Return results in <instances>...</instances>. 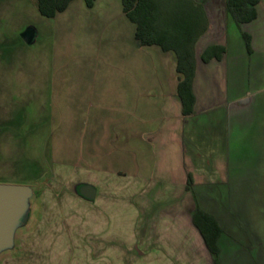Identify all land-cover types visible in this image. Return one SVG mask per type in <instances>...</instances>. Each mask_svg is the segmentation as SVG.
<instances>
[{
	"label": "rangeland",
	"instance_id": "rangeland-1",
	"mask_svg": "<svg viewBox=\"0 0 264 264\" xmlns=\"http://www.w3.org/2000/svg\"><path fill=\"white\" fill-rule=\"evenodd\" d=\"M0 3L18 9L0 15L9 46L20 27L39 25L36 16L50 21L40 15L35 0ZM121 5V0H97V8L117 9L120 18L114 21V13L112 20L103 16V42L112 45L103 49V57L95 56V39H88L85 69L81 68L88 82L100 74L117 77L130 71V33L121 20ZM85 6L83 0L74 2L77 11L89 10ZM65 42L62 51L78 54V29L71 30ZM59 49L25 52L14 47L12 52L23 60L24 86L3 116L22 123L24 133L22 146H8L0 154V184L28 182L33 195L12 247L0 253V264H214L192 223L197 198L225 226L223 264H264V142L233 152L229 174L223 159L213 160V167H201L200 160L178 158L169 133L173 110L166 111L167 136L144 144L142 129L148 132L156 120L140 106L134 126L141 132L130 143L129 90L120 88L114 109L107 111L88 109L91 101L84 111L75 94H54L53 78L61 69ZM159 58L150 50L142 58L136 56L135 63L156 69ZM165 64L169 67V60ZM31 80L32 92L26 87ZM87 93V100L100 98L96 88ZM36 168L38 174L28 175ZM189 171L196 182L191 192L185 188ZM86 184L98 190L96 200L79 195L78 189Z\"/></svg>",
	"mask_w": 264,
	"mask_h": 264
},
{
	"label": "crops",
	"instance_id": "crops-1",
	"mask_svg": "<svg viewBox=\"0 0 264 264\" xmlns=\"http://www.w3.org/2000/svg\"><path fill=\"white\" fill-rule=\"evenodd\" d=\"M193 1L203 6L208 19V29L196 43V73L193 83L196 104L194 113L190 116L183 115L182 103L178 98L180 74L177 71L176 54L164 52L159 46H139L135 38L137 26L127 18L123 7L121 20L126 28H129L130 33V71L119 73L117 77L112 73L106 77L100 74L95 81L90 82L83 71L87 60L88 39H95V56L103 57V49L112 47L111 43L107 45L103 42L107 37L101 28L103 16L108 15L112 20L111 16L114 13V21H117L120 18L117 9L106 8L103 12L102 9L97 8L96 1L94 7H87L89 10L79 7L77 11L73 2L65 12L55 18H48L49 22L40 20L41 18L36 16L39 25L27 23L24 27H20L12 46L7 44L9 35L6 34V27L2 22L0 24V154L8 146L14 144L22 146L24 133L22 123L9 122L3 116L7 105L17 103L15 96L24 86V72H21L23 60L17 54L12 56L14 47L25 52H33L35 49L51 52L60 47L61 52L58 56L60 62L57 67L61 69L53 78L54 94H75L78 102L82 103L84 111L87 109L88 101H91L88 109L107 111L114 109L112 105L118 101L117 94L120 88L126 89L127 92L129 90L132 115L130 143H134L136 134L139 135L141 132V129L136 130L134 126L135 111L139 110L140 106L145 111L148 108L152 112L151 118L156 120L152 122L148 132L142 129L144 144L161 141L167 136L166 111L173 110L170 121L175 122L169 124L172 127L169 133L174 136L178 158L200 160L201 167H204L205 163L213 167V160L223 159L225 162L222 165L226 168V174H229L233 152H246L250 145L264 142V0H259L255 7L256 18L242 25H238L229 13L227 0ZM11 10L18 9L0 5V15L4 16L5 12ZM29 28L35 33L31 44H27L22 38V34ZM76 29L79 39L78 54L66 53V49L62 51L67 46L65 38H68L71 30ZM117 37L119 35L116 31V42ZM33 45L37 48H33ZM154 47L159 50L153 49ZM211 47L223 48L221 59L215 58L206 63L202 60V55ZM5 49H11V52L10 50L5 52ZM150 50L160 55V63L156 69H147L144 64L135 63L136 56L142 58ZM166 59L169 60V67L165 64ZM142 63H145V60ZM32 84L31 80L30 86L26 85L27 88L31 87V92ZM88 88H96L100 92V98H95L94 101L87 100ZM146 135L150 137L146 138ZM32 143L31 138L30 144ZM233 144L238 145L234 147ZM145 158L146 156L143 155L141 159ZM37 169L36 172L32 171L28 175L38 174ZM188 173L194 175L192 171L187 172L186 184ZM22 185L30 186L28 182ZM197 202L199 205L198 198Z\"/></svg>",
	"mask_w": 264,
	"mask_h": 264
},
{
	"label": "trees",
	"instance_id": "trees-1",
	"mask_svg": "<svg viewBox=\"0 0 264 264\" xmlns=\"http://www.w3.org/2000/svg\"><path fill=\"white\" fill-rule=\"evenodd\" d=\"M39 13L55 18L77 0H35ZM88 8L97 0H83ZM127 18L137 26L136 41L141 47L159 46L164 52L177 57L180 74L178 98L184 116L194 113L196 97L193 83L196 73V43L208 29V19L203 6L193 0H121ZM259 0H227L226 5L238 25L256 18ZM222 47H211L202 55L204 62L221 59ZM195 178L188 173L186 190L193 191ZM193 225L202 236L215 264H223L225 226L213 213L199 204L193 214Z\"/></svg>",
	"mask_w": 264,
	"mask_h": 264
},
{
	"label": "water",
	"instance_id": "water-1",
	"mask_svg": "<svg viewBox=\"0 0 264 264\" xmlns=\"http://www.w3.org/2000/svg\"><path fill=\"white\" fill-rule=\"evenodd\" d=\"M34 35V30L29 28L22 34V38L27 44H31ZM78 193L83 198L94 201L98 190L86 184L78 189ZM32 195L30 186L0 184V253L12 247L15 231L27 214Z\"/></svg>",
	"mask_w": 264,
	"mask_h": 264
}]
</instances>
